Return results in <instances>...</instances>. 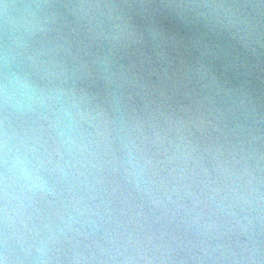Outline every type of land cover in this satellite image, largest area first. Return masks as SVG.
<instances>
[{"label":"clouds","instance_id":"9594fccd","mask_svg":"<svg viewBox=\"0 0 264 264\" xmlns=\"http://www.w3.org/2000/svg\"><path fill=\"white\" fill-rule=\"evenodd\" d=\"M0 264H264V0H0Z\"/></svg>","mask_w":264,"mask_h":264}]
</instances>
